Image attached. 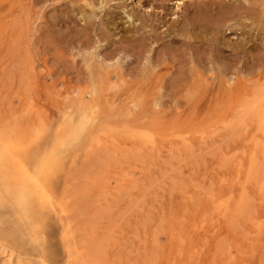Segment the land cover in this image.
I'll list each match as a JSON object with an SVG mask.
<instances>
[{"label": "rangeland", "instance_id": "obj_1", "mask_svg": "<svg viewBox=\"0 0 264 264\" xmlns=\"http://www.w3.org/2000/svg\"><path fill=\"white\" fill-rule=\"evenodd\" d=\"M204 10L203 35L150 37ZM89 65L106 69L93 101ZM263 92L264 0H0V132L21 135L17 156L33 169L64 112L97 117L34 230L1 203L0 264H264Z\"/></svg>", "mask_w": 264, "mask_h": 264}, {"label": "bare ground", "instance_id": "obj_2", "mask_svg": "<svg viewBox=\"0 0 264 264\" xmlns=\"http://www.w3.org/2000/svg\"><path fill=\"white\" fill-rule=\"evenodd\" d=\"M242 6L243 5H239V7H242ZM213 8H216L217 11H219L218 17L223 18V19L231 16L237 10V7H231V5H229V4L219 3V2L218 3L214 2ZM91 14L92 13H88V15H86V16L90 17ZM118 14H120V13L114 12V15L112 14V17H113L112 20H115L117 17H119ZM205 15H206V11L204 10V12L200 13L199 15H197L196 17H194L192 19V22L190 23V25L192 26V29H191L192 31H190V29L188 27H185V25H183V24L179 25L176 22L171 21V26H170L169 30H165V31L162 30V32L158 33V36L152 35L150 37H199L201 33H202V35L204 34L202 32V29H200V28L204 24L203 21L205 19ZM127 17H128V19L125 20V24L126 23L134 24L133 17H131L130 15H127ZM136 24H140V23L137 21ZM112 25L114 26V29L116 30L117 25H115L114 23ZM125 27L126 26H124V28ZM142 27L145 28L144 26H142ZM186 30H188V31H186ZM127 31H128V29L125 28V32H127ZM101 33H102V37H120V36H117L118 34L117 35L114 34L116 32H110V24L108 22L104 23V28H102ZM185 33L186 34L192 33V35L187 36ZM130 35H132V34H130ZM183 49H185V48H183ZM166 56H167L166 51L165 50L162 51L161 55L158 57L159 58L158 61H160V63H162V62L165 63L166 59H167ZM97 66L96 67L95 66L93 67L90 65L88 66V68L90 70V74H91V79L93 82L92 91H91L92 96L90 99L92 101L98 100L101 98V92H102V89H104L103 84L105 83L104 78H105V73H106L105 70L106 69L103 70V68H102V71H101L100 67H97ZM103 71H105V73H103ZM81 102H84V101L81 100L80 103ZM77 110H78V112L76 114V117L74 116V113L71 111L64 112V118L65 119L60 124V126L57 130V133H56L54 139L52 140L51 147L45 153H43L42 155L37 157V160H36V163H35V166L33 167V169L29 168L31 166H29V167L26 166V164L24 162L26 157L25 158L23 157L24 158V160H23L22 158L18 157L19 155L17 156L16 150H18V153L23 152V145L24 144L22 145V144L17 143L19 141V138L21 137V135L20 134L17 135V133L14 130H12V132H11V129H9V128H8L9 130H3L4 132H0V205L3 202L8 203V201L11 199L12 202L10 204L11 205L15 204L17 206L16 212H15L17 214L16 218L20 221L21 220L24 221V223L26 222V226H28V228L30 230H34L35 225H34L33 221L37 222V220H38V218L36 219V214L42 213V210L54 208V202H53L54 201V199H53L54 195L51 194L52 192L50 190V182H49L50 178H51L50 175H51L52 170L59 168L61 166L64 149L66 147H70L72 145L74 146V143L77 140H79L83 136V134L88 133V132L91 133L92 128L97 123V121H96L97 117L93 113V111L90 109V107H83V109L80 107V109L78 108ZM42 135H43V133H42ZM28 142L30 143V141H28ZM14 151H16V152H14ZM36 151L38 152V149ZM21 153H20V155H21ZM33 153H34V151H33ZM33 153H31V154H33ZM21 156H23V155H21ZM32 156H34V155H32ZM3 205H6V204L3 203ZM8 205H9V203H8ZM15 207H14V209H15ZM12 216H13V214H12ZM14 218H13V220H14ZM22 221L20 222V224L23 223ZM39 225H41V224H39ZM15 229L16 228H14V230ZM24 229L25 228H23V230ZM17 233H18V231H17ZM14 235H15V233H14ZM40 237H39V239H40ZM39 239L37 241H39ZM8 259H10V257ZM18 263H20V262H17V264ZM6 264H8V263H6ZM9 264H11V263L9 262Z\"/></svg>", "mask_w": 264, "mask_h": 264}]
</instances>
